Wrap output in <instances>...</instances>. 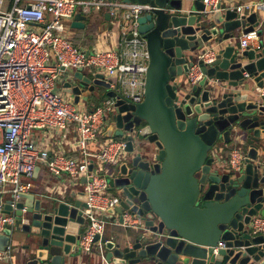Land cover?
Segmentation results:
<instances>
[{"label":"water","instance_id":"water-1","mask_svg":"<svg viewBox=\"0 0 264 264\" xmlns=\"http://www.w3.org/2000/svg\"><path fill=\"white\" fill-rule=\"evenodd\" d=\"M123 1L151 7L137 19L150 57L143 100L121 98L102 73L64 70L63 91L76 103L100 90L117 98L103 136L126 137L128 154L110 178L120 197L110 213L122 222L128 210L144 223L132 243L102 239L95 264H264V233L253 230L264 214V97L248 82L264 87V28L257 47L232 41L259 26L262 12L241 16L234 6L208 14L202 0ZM104 17L110 21V11ZM86 21L77 12L71 27L84 29ZM206 46L215 50L211 61L198 54ZM194 65L201 78L192 83ZM238 143L248 146L246 163L226 168L220 153ZM72 196L74 203L21 193L13 206L0 193L2 212L15 216L0 249L24 241L27 252L12 264H81L87 198Z\"/></svg>","mask_w":264,"mask_h":264},{"label":"built area","instance_id":"built-area-1","mask_svg":"<svg viewBox=\"0 0 264 264\" xmlns=\"http://www.w3.org/2000/svg\"><path fill=\"white\" fill-rule=\"evenodd\" d=\"M222 1L202 0L204 11L212 14L225 10ZM235 7L241 16L264 12V0H248ZM150 8L148 4L123 0H0V193L9 195L15 206L21 193L31 192L39 164L56 177H67L70 185H83L87 198V206L82 207L86 224L79 241L83 253L102 247L110 210L120 204L110 178L128 154L127 138L103 136L117 98L106 96L93 109L81 108L58 89L57 81L64 70L102 73L110 89L121 98L141 102L150 57L146 42L137 39V19ZM93 10L110 11V21L122 35L119 49L97 46L87 55V48L67 35L77 12L89 17ZM259 29L260 25L242 33L241 49L259 43ZM130 33L132 39H128ZM201 57L212 60L208 53ZM200 78L199 67L194 65L188 79L194 83ZM261 89L264 97V87ZM35 131H73L72 153L40 145ZM246 158L242 147L233 146L228 168L240 170ZM14 222V214L2 212L0 205V233ZM119 223L133 229L144 226L128 210ZM253 230L264 233V217L254 218ZM224 246L225 242L220 241L214 252ZM13 251L11 246L0 249V262L12 264Z\"/></svg>","mask_w":264,"mask_h":264},{"label":"crops","instance_id":"crops-1","mask_svg":"<svg viewBox=\"0 0 264 264\" xmlns=\"http://www.w3.org/2000/svg\"><path fill=\"white\" fill-rule=\"evenodd\" d=\"M248 0H223V7H234L236 5H241ZM97 14L95 15L94 19L87 17L86 27L84 29H76L71 27L68 30L67 35L76 42V44L83 46L87 49H93L94 47L100 46L102 48H110V49H119V44L122 40V35L114 26L111 21L105 20V11L100 10L96 11ZM108 24H106V22ZM259 21L261 28H264V12L259 13ZM105 24H104V23ZM99 24V33L96 34L92 32V28L96 24ZM107 28V29H106ZM75 29V31H71ZM106 29V30H104ZM242 35L241 31L236 32V36L234 38L233 43L240 48L239 38ZM258 46V43L255 42L252 47ZM210 48L206 46L205 52H198L199 55L202 53L211 54L212 57L215 55V50L207 49ZM65 73V71L63 72ZM61 76V75H60ZM66 76L64 75L62 79H58L57 87L60 89L66 96L74 101V95L66 93L63 91V82L65 81ZM248 82L250 87L254 88L255 91L261 96L262 87H259L257 82L253 78H248ZM242 92H247V90L242 89ZM106 97V96H105ZM104 97V98H105ZM104 98L96 99L94 98L93 101L89 98L82 97L81 101L78 106L81 108L93 109L96 105H99ZM37 140L40 145H46L50 150L56 151L57 149H63L65 152L72 153V149L70 147V143L75 138V133L73 131H54V132H45L40 131V133H36ZM236 145V144H235ZM234 145V146H235ZM237 146L242 147L246 152L248 151V146L243 144H237ZM233 145L227 146L224 151L220 153V156L223 158L224 165L228 168L227 161L231 152ZM264 151V147L262 148ZM264 154V153H263ZM37 170L35 172V178L33 182V187L31 192L35 193L37 197H49L53 200H65L73 202L75 201V197L72 196V191H82L83 185L81 184H69V179L65 176L63 177H56L51 174V172L47 169L44 164H39L37 166ZM115 193V191H113ZM263 215V216H261ZM258 215L260 217H264V214ZM114 216L112 214L109 215V222L106 225L105 232L103 234V239H109L114 241H127L132 243L133 238L136 234V230L133 228H126L122 226L119 222H115ZM116 218L119 219V216L116 215ZM24 241L21 242H14L10 245L13 248V263L17 262L21 259L24 253H27L25 249H23ZM98 259V254L96 250L93 249L90 253H83L78 257V260L81 264H95L96 260ZM106 264V262L104 261ZM0 264H9L5 262H0Z\"/></svg>","mask_w":264,"mask_h":264},{"label":"rangeland","instance_id":"rangeland-1","mask_svg":"<svg viewBox=\"0 0 264 264\" xmlns=\"http://www.w3.org/2000/svg\"><path fill=\"white\" fill-rule=\"evenodd\" d=\"M78 10H81V8H79ZM96 14H97V12L93 10V11H91V13L89 14V17H90L91 19H94ZM104 22H106V21L104 20ZM104 22H103V23H104ZM104 24H105V23H104ZM106 24H108V22H106ZM99 26H100V25L97 23V24L94 26V28H92V32L98 34V33H99ZM106 29H107V28H106ZM106 29H104V30H106ZM71 31H75V29H72ZM68 72L71 73L72 70H68ZM64 75H65V73L62 72V73H61V76H60V79H62ZM102 92H103V90H100L98 95L96 94V95H92V96H90V100L93 101L94 98H96V99L104 98L105 95H103ZM35 132H36V133H40V131H35Z\"/></svg>","mask_w":264,"mask_h":264},{"label":"trees","instance_id":"trees-1","mask_svg":"<svg viewBox=\"0 0 264 264\" xmlns=\"http://www.w3.org/2000/svg\"><path fill=\"white\" fill-rule=\"evenodd\" d=\"M76 43V42H75Z\"/></svg>","mask_w":264,"mask_h":264}]
</instances>
